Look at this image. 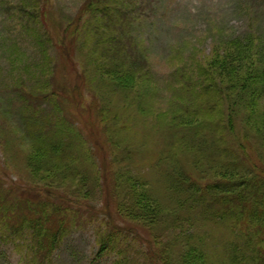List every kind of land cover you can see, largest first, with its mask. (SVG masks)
Returning a JSON list of instances; mask_svg holds the SVG:
<instances>
[{
  "label": "trees",
  "instance_id": "16d2710c",
  "mask_svg": "<svg viewBox=\"0 0 264 264\" xmlns=\"http://www.w3.org/2000/svg\"><path fill=\"white\" fill-rule=\"evenodd\" d=\"M122 2L85 0L74 27L63 32L57 52L66 61L71 60L67 32L78 34L92 25L86 57L97 64L92 79L81 71L70 87L51 75V92L44 93L51 95V130L42 131L43 139L38 131L33 134L28 172L48 163V180L58 169L71 176L69 181L77 178L73 196L99 192L95 212L107 227L97 238L100 255L132 234L140 243L134 252L146 264H264V62L254 55L264 47L252 34L218 40L224 51L217 49L205 67L199 66L201 89L188 88L186 103H172L165 124L163 111L159 120L153 118L156 92L144 60L138 51H122L124 32L117 27L123 20L116 25L107 20L113 13L122 16ZM84 13L90 24L79 27ZM53 64L51 57V69ZM82 104L81 128L70 120L69 106ZM176 108L193 119L181 121ZM164 133L180 152L173 151L170 161ZM225 144L228 149L221 148ZM47 188L43 184V192L34 191L46 206L41 200L38 219L27 221L51 248L66 229L61 214L92 213L94 206L52 187L49 195ZM161 235L163 242L157 240ZM132 247L129 241L117 247L116 264H135Z\"/></svg>",
  "mask_w": 264,
  "mask_h": 264
},
{
  "label": "rangeland",
  "instance_id": "374dc122",
  "mask_svg": "<svg viewBox=\"0 0 264 264\" xmlns=\"http://www.w3.org/2000/svg\"><path fill=\"white\" fill-rule=\"evenodd\" d=\"M84 1L0 0V264H116L117 247L128 241L133 246L135 264H146L134 252L140 243L132 240V234L127 240L121 239L124 235L118 238L115 249L99 254L97 238L102 232L106 234L107 227L102 215L95 212L101 206L98 191L90 198H80V194L75 197L73 193L77 192L72 187L77 185V178L69 181L66 178L71 176L58 169L51 170L48 180V163L37 164L35 174H30L26 166L33 134L38 131L43 139L42 131L51 130V95H44L51 92V75L60 86L70 87L81 71L82 77L91 78L92 66L97 64L86 57L91 52L88 44L92 25L81 27L78 34L67 32L71 60L64 57V61L57 52L63 32L74 27L72 23L79 17ZM118 8L122 16L113 13L107 20L115 19V25L123 20L122 26L117 27L124 32L122 51H138V58L144 60L143 70L148 71L156 92L152 99L156 111L153 118L159 120L157 114L163 111L165 124L171 117L172 103H186L188 88L195 93L201 89L197 83L202 82L199 66L205 67L217 49L224 51V44L218 40L252 34L264 47V0H123ZM90 18L88 13L82 14L79 27L89 23ZM254 55L264 62V48ZM184 80L187 84L182 86ZM83 106H69L73 114L70 120L81 128L84 112L79 108ZM177 110L181 121L194 117ZM164 137L163 147L169 152L170 161L173 151L180 152L171 146L170 136L164 133ZM149 176L153 178L154 174ZM43 184L49 186V195L52 187L57 194L66 193L94 206L89 211L92 213L83 210L61 214L66 219V229L51 248L38 238L43 235L35 233L36 224L27 221L28 217L38 219L41 200L46 206L40 195H34L35 190L43 192ZM168 193L164 191V199L169 198ZM29 207L36 212L31 213ZM157 240L163 242L166 237L161 235Z\"/></svg>",
  "mask_w": 264,
  "mask_h": 264
}]
</instances>
